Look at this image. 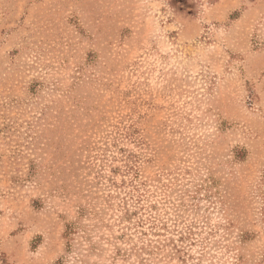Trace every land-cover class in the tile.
I'll return each mask as SVG.
<instances>
[{
	"label": "rangeland",
	"instance_id": "rangeland-1",
	"mask_svg": "<svg viewBox=\"0 0 264 264\" xmlns=\"http://www.w3.org/2000/svg\"><path fill=\"white\" fill-rule=\"evenodd\" d=\"M0 264H264V0H0Z\"/></svg>",
	"mask_w": 264,
	"mask_h": 264
}]
</instances>
